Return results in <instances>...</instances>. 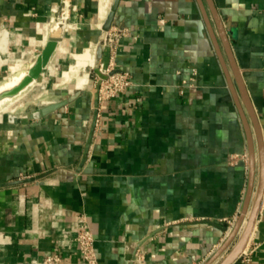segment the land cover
<instances>
[{
    "label": "crops",
    "instance_id": "crops-1",
    "mask_svg": "<svg viewBox=\"0 0 264 264\" xmlns=\"http://www.w3.org/2000/svg\"><path fill=\"white\" fill-rule=\"evenodd\" d=\"M214 1L264 135V0ZM111 2L0 0V82L29 70L67 13L37 80L53 86L96 46ZM113 25L130 30L116 68L132 85L105 102L99 126L92 78L44 116L40 103L60 98L0 117V264H87L80 214L99 264H204L240 216L249 169L231 157L249 154L248 136L199 1L121 0ZM110 58L104 47L101 65ZM235 264H264V198Z\"/></svg>",
    "mask_w": 264,
    "mask_h": 264
},
{
    "label": "water",
    "instance_id": "water-1",
    "mask_svg": "<svg viewBox=\"0 0 264 264\" xmlns=\"http://www.w3.org/2000/svg\"><path fill=\"white\" fill-rule=\"evenodd\" d=\"M121 0H112L109 12L103 22L101 29V35L99 37L98 43L96 44L95 49V66L93 67L94 73L102 78L107 76L102 73L100 65L101 59L104 51V39L107 32L111 29L115 15L120 4ZM207 25L209 27L210 33L218 50V54L221 58L222 64L225 68L227 78L230 85L231 93L226 96V100L234 99L239 108L241 118L245 124L247 131L248 142H249V175H248V188L245 196L243 209L240 213L239 218L236 221V224L229 234L226 241L222 246L204 263V264H214L217 259L228 249V247L233 243L235 238H237L233 247L229 250L227 255L219 264H235L242 257L243 252L245 251L250 238L256 227L263 198H264V135L262 126L259 120V116L256 112L252 99L250 97L245 77L247 72H244L240 69L237 64V61L233 54L232 44L230 41V35L233 34V30L228 29L225 25L224 19L220 14L217 5L214 0H198ZM208 6V9L205 5ZM216 29L214 28V25ZM222 42L223 48L226 52L233 77L229 70L228 64L226 63L225 57L221 51V46L217 38V33ZM62 31V26L56 28L53 32L52 38L46 44L43 52L38 56L34 64L29 68L28 74L26 75L24 82L17 86L16 88L8 92L11 95L19 93L22 89L28 86L33 80H38L39 75L43 67L48 63L51 55L57 47V39L59 33ZM235 80V81H234ZM238 87L239 94H237L236 85ZM79 94V91L73 93L70 96H63L60 99L51 101V102H41L39 108L34 115H46L50 112L59 109L62 106L67 105L69 102L74 100ZM241 98V99H240ZM243 103V104H242ZM13 114H9L10 118H13ZM249 212V213H248ZM248 214V217H246ZM247 218V219H246ZM246 220V224L243 227V223Z\"/></svg>",
    "mask_w": 264,
    "mask_h": 264
},
{
    "label": "built area",
    "instance_id": "built-area-1",
    "mask_svg": "<svg viewBox=\"0 0 264 264\" xmlns=\"http://www.w3.org/2000/svg\"><path fill=\"white\" fill-rule=\"evenodd\" d=\"M67 18L68 16L66 14H62L61 18L57 22V25L62 26L60 23L66 21ZM63 26H65V24H63ZM129 31V28L127 27L112 25L104 39V47H109L111 51V58L108 65H100L102 73L107 77L102 78L97 74H94L92 77L96 89V126L100 125V118L105 102L116 97L120 92L132 85L131 73L129 71L118 70L116 68V52L118 44L123 37L129 34ZM239 159H242L248 163L247 167L249 168L248 152L241 155H233L231 157V162L236 163ZM78 222L79 231L75 236V241L78 245L81 255L87 264H99L95 250V238L87 216L85 214H80L78 216ZM53 259L58 260V257L50 256L48 261Z\"/></svg>",
    "mask_w": 264,
    "mask_h": 264
},
{
    "label": "bare ground",
    "instance_id": "bare-ground-1",
    "mask_svg": "<svg viewBox=\"0 0 264 264\" xmlns=\"http://www.w3.org/2000/svg\"><path fill=\"white\" fill-rule=\"evenodd\" d=\"M59 27L61 26L56 24L53 30ZM95 49H96V46H91V47L85 48L82 52L75 54L73 64H71L68 69L63 71V74L61 77L58 78L56 82V88L53 89V91L56 90L58 92L60 91L62 92L64 90V87H66V84L67 83L69 84L72 81V79H75L76 81L75 86L77 88H80V89L83 88L89 81V73L87 71V68L91 66L92 64H93V67L95 66ZM27 74H28V71H24L21 74L12 75L7 81H5L4 83L0 85V108L3 106L4 103H6L9 99L13 97V95L9 94L8 92L16 88L17 86H20L24 82L23 80L25 79ZM246 217H248V214ZM245 224H246V220L244 222V226Z\"/></svg>",
    "mask_w": 264,
    "mask_h": 264
},
{
    "label": "rangeland",
    "instance_id": "rangeland-1",
    "mask_svg": "<svg viewBox=\"0 0 264 264\" xmlns=\"http://www.w3.org/2000/svg\"><path fill=\"white\" fill-rule=\"evenodd\" d=\"M74 60V59H73ZM74 61H72L71 64H73ZM70 64V65H71ZM70 67V66H69ZM68 67V68H69ZM67 68V69H68ZM66 70V69H65ZM28 71V70H25ZM87 71L89 73V78H92L94 73L93 64L87 68ZM23 73V71L21 72ZM21 73H13L7 76L5 79H3L0 82V85L7 81L12 75H18ZM63 74V73H62ZM62 76V75H61ZM59 76V77H61ZM58 77V78H59ZM58 80V79H57ZM56 82L55 81L53 86L48 87H42L41 84H38L37 80H34L32 83H30L28 86H26L23 90H21L19 93L13 95L11 99H9L6 103L3 104V106L0 108V116L11 114L15 111H19L22 109H29L34 108V105L38 103L40 100H47V99H53V98H62L63 96L67 95L68 92H71L77 88L75 86V79H72V81L68 84H66V87H64V90L61 92L53 91V89L56 88ZM63 86V85H61ZM65 91V92H64ZM5 106V108H4ZM3 108V109H2ZM5 109V110H4ZM249 169V168H248ZM249 172V171H248ZM244 227V226H243ZM241 228V231L243 229ZM237 238L233 241V243L228 247V249L218 258L217 264H219L224 257L227 255L229 250L233 247L234 243L236 242Z\"/></svg>",
    "mask_w": 264,
    "mask_h": 264
}]
</instances>
